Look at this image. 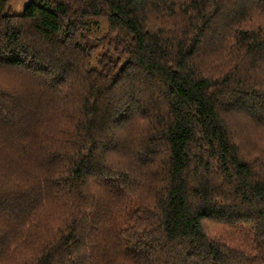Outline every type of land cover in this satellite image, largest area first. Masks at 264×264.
Returning <instances> with one entry per match:
<instances>
[{"label": "trees", "instance_id": "16d2710c", "mask_svg": "<svg viewBox=\"0 0 264 264\" xmlns=\"http://www.w3.org/2000/svg\"><path fill=\"white\" fill-rule=\"evenodd\" d=\"M8 3L0 264H264V0Z\"/></svg>", "mask_w": 264, "mask_h": 264}, {"label": "rangeland", "instance_id": "374dc122", "mask_svg": "<svg viewBox=\"0 0 264 264\" xmlns=\"http://www.w3.org/2000/svg\"><path fill=\"white\" fill-rule=\"evenodd\" d=\"M31 0H9L7 12L10 13H16L21 14L24 11L25 6L30 2ZM97 25L95 24L94 27L92 26V31L90 33L92 38H99L104 35V33L107 31V20L105 18H99L97 19ZM105 45L100 47L96 53L100 54L105 50ZM95 63V61L93 60Z\"/></svg>", "mask_w": 264, "mask_h": 264}, {"label": "snow or ice", "instance_id": "6c2138e0", "mask_svg": "<svg viewBox=\"0 0 264 264\" xmlns=\"http://www.w3.org/2000/svg\"><path fill=\"white\" fill-rule=\"evenodd\" d=\"M8 66L6 65L3 56H2V49H0V72L8 71ZM102 176V173H99Z\"/></svg>", "mask_w": 264, "mask_h": 264}]
</instances>
